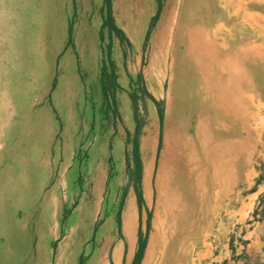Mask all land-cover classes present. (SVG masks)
<instances>
[{"label":"rangeland","instance_id":"obj_1","mask_svg":"<svg viewBox=\"0 0 264 264\" xmlns=\"http://www.w3.org/2000/svg\"><path fill=\"white\" fill-rule=\"evenodd\" d=\"M117 1L112 0V14L124 32L122 37L104 27L105 0H0V264H79L81 257L84 264H92L102 250L109 251L105 246L109 229L121 231V220L114 217L118 208L114 196L127 181L120 178L112 155L121 137L122 118L108 107L113 106L115 96L118 100L124 96L135 109L138 93L147 99L151 82L166 92L176 86L173 95L185 94L186 85L208 82L206 73L191 66L177 74L178 55L187 49V43L177 42V35L188 23L197 22L205 32L217 33L213 36L222 65L211 79L224 70L225 79L235 73L233 77L242 80L246 94L252 95L255 87L256 119L252 103L247 105L248 97V107L243 103L241 109L250 115L242 124L251 127L250 144L255 146L256 157H240L239 163H256L257 170L264 166L260 156L264 143V4L212 0L205 9L204 0H175L164 43L155 45L168 0H151L148 18L138 32L127 27ZM132 122L136 123L135 114ZM241 138L248 145V135ZM121 142L129 144V140ZM187 162L182 156L177 163V188L184 195L168 204L165 191L162 214L190 212L195 206L187 194ZM131 172L123 173L127 178ZM260 177L264 182V175ZM163 180L167 189L168 174ZM258 209L251 223L259 224L263 234L254 255H245L249 264H264V197ZM172 222L183 226L186 221ZM149 230L151 236L156 232L152 215ZM233 239L242 240L240 236ZM108 259L107 255L103 260Z\"/></svg>","mask_w":264,"mask_h":264},{"label":"crops","instance_id":"obj_2","mask_svg":"<svg viewBox=\"0 0 264 264\" xmlns=\"http://www.w3.org/2000/svg\"><path fill=\"white\" fill-rule=\"evenodd\" d=\"M258 2L264 4V0ZM234 74L225 79L217 73L213 83L207 76L205 84L186 85L183 95H173L176 86L166 92L151 82L146 88L148 98L141 100L138 93L135 109L124 96L120 103L116 96L111 99L113 106L108 109L122 118L118 126L121 137L116 139L112 155L118 162L120 178L125 177L128 185L121 187L124 188L120 199L119 195L114 196L118 203L114 217L121 220V231L109 229L110 237L105 244L109 251L102 250L92 264H138L136 257L144 241L146 246L139 264H249L246 256L254 255L263 234L260 225L251 222L258 217V205L264 197V182L260 181L261 177L257 179L264 175V166L257 170L256 163H239L240 157H256L255 146L250 144L251 127L242 124L250 115L245 110L242 112L241 105L244 103L246 109L252 103L256 119L257 97L255 87L252 95L246 94V85L238 76L234 78ZM165 100L166 104L162 105ZM134 114L136 123L132 122ZM255 132L254 126L253 138ZM246 134L248 145L241 138ZM123 140H129V144L121 145ZM182 156L190 164L184 177L191 196L189 202L195 206L190 212L162 214L165 191L168 204H175L176 197L184 195L178 191L176 178L177 163ZM260 156L264 163V143ZM168 159L172 163L166 165ZM127 170L132 174L126 178L123 172ZM166 174L167 189L163 180ZM138 190L143 193V202L139 201ZM151 215L156 220V232L152 236ZM173 219L185 220V225L174 226ZM130 221H133L132 231L126 228ZM234 236H240L241 242L234 240ZM105 254L108 260H103Z\"/></svg>","mask_w":264,"mask_h":264},{"label":"bare ground","instance_id":"obj_3","mask_svg":"<svg viewBox=\"0 0 264 264\" xmlns=\"http://www.w3.org/2000/svg\"><path fill=\"white\" fill-rule=\"evenodd\" d=\"M160 1V0H159ZM157 0V2H159ZM187 1V0H186ZM197 1V0H196ZM200 1V0H199ZM212 0H204V8L207 9L208 6L210 5ZM222 1V0H221ZM161 2V1H160ZM159 2V3H160ZM182 2V1H181ZM195 2V1H194ZM201 2V1H200ZM199 2V3H200ZM216 2V1H215ZM162 3V2H161ZM235 3V2H234ZM238 3V2H237ZM188 4V3H187ZM150 5H151V0H118L117 1V7L120 11L121 17L124 19V21H126L127 23V27L132 29L134 32H138L137 29L140 28L147 20L148 18V14L150 11ZM158 5V4H156ZM161 5V4H159ZM177 5V4H176ZM200 5V4H199ZM232 5V4H231ZM240 5V4H239ZM182 5H180L181 7ZM191 6V5H189ZM233 6V5H232ZM230 6V7H232ZM175 0H168V6L167 9L165 11V14L163 16L162 19V23L160 25L158 34L155 35L154 37V44L155 45H160L163 44V37L166 34V32L168 31L165 27V25L168 23L170 24L171 21H173V14H174V9H175ZM155 8V7H154ZM242 8V6H241ZM194 9V8H193ZM204 9V11H205ZM234 9V8H233ZM238 9V8H237ZM189 10V8H188ZM199 10V8H198ZM185 12V10L183 11ZM244 12V11H243ZM242 12V13H243ZM155 13V12H154ZM236 13V11H235ZM183 16V13H181ZM188 14V13H187ZM189 15V14H188ZM187 15V18H189V16ZM179 16V13H178ZM207 16H208V12L206 14V21H207ZM238 16V15H237ZM184 17V16H183ZM241 17V16H240ZM151 18V17H150ZM196 18V17H195ZM178 19V18H177ZM183 20V19H182ZM239 20V19H238ZM243 20V19H242ZM241 20V21H242ZM42 21V20H41ZM177 21V20H176ZM196 21V20H195ZM199 21V20H198ZM201 21V20H200ZM248 22V21H247ZM186 23V22H185ZM184 23V24H185ZM177 24V23H176ZM206 24V23H205ZM206 26V25H205ZM182 27V26H181ZM180 27V28H181ZM176 28V27H175ZM77 29V28H76ZM75 29V30H76ZM179 29V28H177ZM77 31V30H76ZM212 31V30H211ZM210 31V32H211ZM178 32V31H176ZM210 32H205L199 25L197 22H193L191 25L190 23L184 25L183 27V31H180L177 35V42L178 43H187V49L184 51V53L178 55V61H177V68H178V72L179 70H183L184 67L187 65L188 68L191 66L192 70L194 71H199L201 70V72L206 73V75L209 77V79L211 80L210 82L213 83L214 81H212L211 77H212V73L214 71H217L222 63L219 60V53H221L215 43V39L213 34H209ZM212 33V32H211ZM46 34V33H45ZM170 34V33H169ZM217 34V33H216ZM216 34H214L216 36ZM172 36V35H171ZM174 36V35H173ZM219 37V36H218ZM91 38V36H90ZM170 38V37H169ZM217 41V40H216ZM172 43V42H171ZM226 43V42H225ZM168 44V43H167ZM173 44V43H172ZM171 44V45H172ZM177 44V48H178ZM87 46V45H86ZM186 46V45H185ZM88 47V46H87ZM238 47V46H237ZM91 48V47H90ZM96 49V48H95ZM175 49V48H174ZM185 49V48H184ZM169 49L167 48V51ZM171 50V49H170ZM237 50V49H236ZM176 51V50H175ZM238 51V50H237ZM164 52V51H163ZM179 52V51H178ZM225 52V51H224ZM86 53V52H85ZM167 53V52H166ZM177 54V53H176ZM230 54V53H229ZM165 57V56H164ZM176 60V59H175ZM235 60V59H234ZM229 61V59H228ZM174 63V62H173ZM172 64V63H171ZM92 65V64H91ZM175 65V64H174ZM228 67H231V69H233L234 67H237L231 64H226ZM239 65V64H238ZM173 66V65H172ZM171 66V67H172ZM247 68V67H246ZM223 69V67H222ZM252 69V68H250ZM89 70V69H88ZM87 70V71H88ZM184 71V70H183ZM218 72V71H217ZM223 72H225L223 70ZM222 72V73H223ZM221 73V74H222ZM226 73V72H225ZM227 74V73H226ZM197 75V74H196ZM224 76V75H223ZM222 76V77H223ZM149 77V76H148ZM198 77V76H197ZM226 77V76H225ZM224 78V77H223ZM193 79V78H192ZM63 81V80H62ZM152 81V80H151ZM198 82V80H197ZM202 82V81H201ZM62 83V82H61ZM202 84H205L202 83ZM194 85V83L192 84ZM197 85V84H196ZM207 85V84H206ZM61 86V85H60ZM189 86V85H188ZM197 87V86H196ZM60 89V88H58ZM155 89V88H154ZM61 90V89H60ZM196 90V89H195ZM205 90V89H204ZM190 92V91H189ZM204 92V91H203ZM57 94V93H56ZM171 95V94H170ZM169 95V96H170ZM192 95V93H191ZM56 97V96H55ZM142 97V96H141ZM192 98V97H191ZM208 98V97H207ZM142 100V99H141ZM205 100V99H204ZM208 100V99H207ZM59 101V100H58ZM147 101V100H146ZM201 101V100H200ZM212 101V100H210ZM61 103V102H60ZM127 103V102H126ZM194 105V104H193ZM230 105V104H229ZM61 106V104H60ZM59 106V107H60ZM126 106V105H125ZM64 107V106H63ZM231 107V106H230ZM195 108V107H194ZM204 108V107H202ZM151 109V108H150ZM192 109V108H191ZM211 109V108H210ZM201 110V109H200ZM60 111V110H59ZM196 111V110H195ZM215 111V110H214ZM213 111V113H214ZM221 111V110H220ZM229 111V110H228ZM227 111V112H228ZM229 113V112H228ZM66 115V114H65ZM154 115V114H153ZM193 115V114H192ZM225 115V112H224ZM233 116V115H232ZM214 117V116H213ZM145 119V118H144ZM198 119V118H197ZM69 120V119H68ZM181 120V119H180ZM179 120V121H180ZM199 120V119H198ZM66 121V120H65ZM201 121V120H200ZM217 121V120H216ZM222 121V120H220ZM186 122V121H185ZM193 122V121H192ZM215 122V119L213 120V123ZM211 123V122H210ZM237 123V122H236ZM67 124V122H66ZM144 124V123H142ZM178 124V123H177ZM192 126V125H191ZM215 126V125H214ZM240 126V125H239ZM177 127V126H176ZM195 127V126H194ZM214 128V127H212ZM180 129V128H179ZM187 130V129H186ZM192 130V129H191ZM214 132V131H213ZM47 133V132H46ZM187 134V133H186ZM165 136V135H164ZM233 136V135H232ZM231 138V137H230ZM229 139V138H228ZM227 139V140H228ZM69 140V139H68ZM166 140V139H165ZM197 140V139H196ZM231 140V139H230ZM119 141V140H118ZM197 142V141H196ZM122 143V142H121ZM70 144V143H69ZM199 146V145H198ZM39 147V146H38ZM117 147V146H116ZM201 149V148H200ZM117 150V149H116ZM198 150V149H197ZM40 151V150H39ZM115 151V150H114ZM187 151V150H186ZM201 151V150H200ZM165 152V151H164ZM168 152V151H167ZM152 153V152H151ZM250 153V152H249ZM128 154V152H127ZM118 155V154H117ZM250 155V154H249ZM148 156V155H147ZM201 158V157H200ZM245 159V158H244ZM203 161V160H202ZM245 161V160H244ZM145 163V162H144ZM169 163V162H168ZM204 163V162H203ZM207 164V163H206ZM246 163H244L245 165ZM207 166V165H206ZM210 166V165H209ZM242 167V166H241ZM144 170V169H143ZM134 171V170H133ZM153 171V170H152ZM196 172V171H195ZM144 174V173H143ZM102 175V174H101ZM155 175V174H154ZM161 176V175H160ZM133 177V176H131ZM189 177V176H188ZM195 177V176H194ZM178 178V177H176ZM125 179V177H124ZM111 181V180H110ZM182 181V180H181ZM176 182V181H175ZM116 183V182H115ZM95 184V183H94ZM113 184V183H112ZM144 184V183H143ZM180 184V183H179ZM128 185V184H127ZM183 185V184H180ZM114 187V185H113ZM188 189V188H187ZM117 190V189H116ZM174 190V189H173ZM179 190V189H178ZM182 190V189H181ZM180 190V191H181ZM184 191V190H183ZM188 194V193H187ZM116 195V194H115ZM115 198V197H114ZM163 199V198H162ZM165 202V201H164ZM163 203V202H162ZM90 208V207H89ZM137 210V209H136ZM137 212V211H136ZM90 213V212H89ZM91 217V216H90ZM125 218V217H124ZM123 221V220H122ZM137 221V220H136ZM175 221V220H174ZM125 223V222H124ZM138 225V224H137ZM136 225V226H137ZM124 228V227H123ZM127 230L132 231L133 229V221H130L129 223H127L126 225ZM153 235V234H152ZM135 236V235H134ZM154 237V236H153ZM151 238V237H150ZM136 241V240H135ZM122 242V241H121ZM150 242V241H149ZM135 244V243H134ZM155 244L154 241H152V246ZM5 246V245H4ZM123 249V248H122ZM124 250V249H123ZM147 251V250H146ZM107 253V252H106ZM104 254V253H103ZM132 254V253H131ZM125 255V254H123ZM4 256V255H3ZM13 256V255H12ZM105 256V255H104ZM118 256V255H117ZM8 257V256H7ZM106 257V256H105ZM120 258V257H119ZM146 258V255H145ZM15 259V258H14ZM13 259V260H14ZM118 261V260H117ZM116 261V262H117ZM14 262V261H13ZM17 264V263H16ZM97 264V262H96ZM119 264V263H118Z\"/></svg>","mask_w":264,"mask_h":264},{"label":"trees","instance_id":"obj_4","mask_svg":"<svg viewBox=\"0 0 264 264\" xmlns=\"http://www.w3.org/2000/svg\"><path fill=\"white\" fill-rule=\"evenodd\" d=\"M105 6L108 10V15L106 17L104 27H108L111 33H116L120 37L125 36L124 32L120 28H118L117 25L115 24L114 17L112 14V0H105ZM104 93L108 94L107 87L104 88ZM138 198L140 202H143L144 197L142 191L140 190H138ZM145 246H146V241L142 242L140 250L138 251L136 257V263L138 264L144 255ZM84 261H85L84 257H81L79 264H84Z\"/></svg>","mask_w":264,"mask_h":264}]
</instances>
